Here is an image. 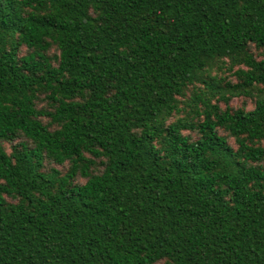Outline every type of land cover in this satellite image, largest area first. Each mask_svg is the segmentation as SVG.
<instances>
[{"label":"trees","instance_id":"trees-1","mask_svg":"<svg viewBox=\"0 0 264 264\" xmlns=\"http://www.w3.org/2000/svg\"><path fill=\"white\" fill-rule=\"evenodd\" d=\"M0 264H264V0H0Z\"/></svg>","mask_w":264,"mask_h":264},{"label":"rangeland","instance_id":"rangeland-1","mask_svg":"<svg viewBox=\"0 0 264 264\" xmlns=\"http://www.w3.org/2000/svg\"><path fill=\"white\" fill-rule=\"evenodd\" d=\"M228 105L233 107V108L245 107L248 110H252L254 108V101L251 99H246L245 97H234L229 101ZM221 106H222V108H225L226 104L222 102ZM183 133L186 135H188V134L191 135L193 139L197 138V134L194 132L184 131ZM220 133L222 135H225V136L227 135V133L224 131H220ZM228 141L231 145L235 146L234 140L232 138H228ZM79 181L84 182L85 180L82 179Z\"/></svg>","mask_w":264,"mask_h":264}]
</instances>
